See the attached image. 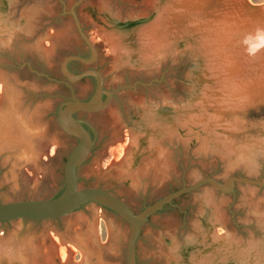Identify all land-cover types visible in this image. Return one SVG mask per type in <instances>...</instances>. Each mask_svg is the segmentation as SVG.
Masks as SVG:
<instances>
[{"label": "rangeland", "instance_id": "374dc122", "mask_svg": "<svg viewBox=\"0 0 264 264\" xmlns=\"http://www.w3.org/2000/svg\"><path fill=\"white\" fill-rule=\"evenodd\" d=\"M77 1L0 0V204L51 200L64 191L65 165L79 141L61 130L57 112L63 102L89 103L96 93L94 76L70 83L59 70L67 56L91 57L70 14ZM167 1L74 6L96 60L70 69L98 71L103 90L112 93L104 94L101 110L73 114L92 140L76 186L105 190L135 214L202 177L264 182V147L250 162L235 161L220 148L219 123L202 121L222 109L210 100L220 87L212 85L208 61L194 50L198 12L180 11L169 36L177 39L174 50L153 64L139 61L144 29ZM247 2L258 8L234 4L238 17L261 24L264 0ZM204 4L216 14L234 9L232 0ZM243 116L248 125L234 134L237 141L264 140L258 130L264 115ZM129 231L117 213L90 201L57 219L1 222L0 264H126ZM135 263L264 264V187L234 182L221 192L205 184L174 199L140 224Z\"/></svg>", "mask_w": 264, "mask_h": 264}, {"label": "bare ground", "instance_id": "6f19581e", "mask_svg": "<svg viewBox=\"0 0 264 264\" xmlns=\"http://www.w3.org/2000/svg\"><path fill=\"white\" fill-rule=\"evenodd\" d=\"M204 2L205 0H168L166 6L160 8L155 19L144 29L146 52L139 61H143L145 65L153 64L160 56L174 50L177 39L169 36L178 28L176 20L182 19L180 11L188 7L190 13L198 12V15L193 16L196 19L193 28L198 32V41H194L197 46L192 41L190 43L195 47L194 50L207 58L213 78L212 85L220 87L211 91L210 100L213 101L215 97L218 109H222V114L213 113L202 121L209 125L210 121L219 123L225 133L220 141L224 154L234 157L235 161L250 162L257 155L258 149L264 147V140L251 141L245 138V141H237L238 136L234 134L248 125V121L244 120V111L264 98V47L255 55H249L246 51L247 47L257 43V38L264 34V21L259 24L260 20L249 15L238 17L240 15L236 10L235 13L232 11L225 14L206 12L207 6L202 5ZM261 9L264 12V6ZM201 11L205 12L203 16ZM189 40L190 36L188 42ZM197 121L200 122L199 119ZM260 125L258 130L264 127V123Z\"/></svg>", "mask_w": 264, "mask_h": 264}, {"label": "water", "instance_id": "95a60500", "mask_svg": "<svg viewBox=\"0 0 264 264\" xmlns=\"http://www.w3.org/2000/svg\"><path fill=\"white\" fill-rule=\"evenodd\" d=\"M81 1L83 0H78L74 6L78 5ZM232 2L233 4L231 5L234 7L233 12L235 11L234 4L239 5L241 9L250 8L256 10L258 8V6L251 5L245 0H232ZM74 6L71 8L70 14L75 20V24L81 38L84 40L91 52V57L89 59H85L80 56H67L61 61L59 70L61 75L66 77L70 83L80 81L86 76H94L96 78V93L93 100L89 103H83L78 100L63 102L57 112L56 121L61 130L65 134L74 137L79 141L77 147L74 149L65 165L64 191L57 198L51 200L14 201L11 203L0 204V223L10 220H22L25 223L34 224L46 220L57 219L74 211L88 201L94 202L113 210L122 219L129 223L130 231L127 239L126 264H136L135 245L139 235L140 224L145 222L150 215L154 214L163 206L170 204L174 199L186 193H190L205 184H209L218 191L227 192L231 189L234 182H242L263 187L264 182L230 176L224 180L223 183H219L212 178L202 177L193 182L191 185L184 186L167 194L163 198L155 201L153 204L145 207L138 214L133 213L120 199L105 190L95 188L78 189L76 186L75 171L86 161L92 148V140L89 133L81 125V123L73 118V114L76 112L89 113L101 110L104 106H106V103L102 100V95L106 94L110 97L112 93L103 90V79L98 71L88 69L81 73L73 74L67 70L66 66L70 61H79L85 65H92L96 60V51L80 28L79 22L74 13ZM190 38L193 39V35H190ZM201 55L206 58L204 54ZM263 100L264 98L248 107L244 111V114L248 117H252L254 115L256 117H261V115H264V109L261 105ZM252 126H254V123L250 128H253ZM260 131H264V127H262Z\"/></svg>", "mask_w": 264, "mask_h": 264}, {"label": "clouds", "instance_id": "9594fccd", "mask_svg": "<svg viewBox=\"0 0 264 264\" xmlns=\"http://www.w3.org/2000/svg\"><path fill=\"white\" fill-rule=\"evenodd\" d=\"M257 39H258L257 43L247 47L246 51L248 52L249 55H255L260 50V48L264 47V34H261Z\"/></svg>", "mask_w": 264, "mask_h": 264}, {"label": "flooded vegetation", "instance_id": "af4514ba", "mask_svg": "<svg viewBox=\"0 0 264 264\" xmlns=\"http://www.w3.org/2000/svg\"><path fill=\"white\" fill-rule=\"evenodd\" d=\"M81 57V56H80ZM82 58H84V57H82ZM85 59H87V58H85ZM82 64L81 62H79V61H70L68 64H67V70L70 72V73H73V74H78V73H81V72H77V71H73V70H71L70 69V65L71 64ZM88 70V69H87ZM85 71V70H84ZM83 72V71H82ZM64 79H66V77H64V76H62ZM87 77V76H86ZM86 77H84V78H86ZM83 78V79H84ZM83 79H81V80H83ZM80 80V81H81ZM68 81V80H67ZM62 82V85H64V86H66V87H68V85H67V83L66 82H64V81H61ZM104 99V95H102V100Z\"/></svg>", "mask_w": 264, "mask_h": 264}]
</instances>
